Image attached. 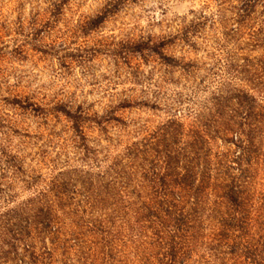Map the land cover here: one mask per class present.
I'll use <instances>...</instances> for the list:
<instances>
[{"label":"rangeland","instance_id":"rangeland-1","mask_svg":"<svg viewBox=\"0 0 264 264\" xmlns=\"http://www.w3.org/2000/svg\"><path fill=\"white\" fill-rule=\"evenodd\" d=\"M237 4L0 0V264H159L149 182L193 143L213 182L249 146L264 188V8Z\"/></svg>","mask_w":264,"mask_h":264},{"label":"trees","instance_id":"trees-1","mask_svg":"<svg viewBox=\"0 0 264 264\" xmlns=\"http://www.w3.org/2000/svg\"><path fill=\"white\" fill-rule=\"evenodd\" d=\"M258 7L264 8V0H238L239 25L252 19ZM251 114L249 109L243 119ZM223 135L224 142H232ZM190 147L181 174L170 161L166 173L149 182L151 203H144L143 217L162 248L159 264H264V188H253L251 167L242 162L249 146L234 155L233 163L219 162L214 182L209 166L199 163L202 148L195 143ZM174 153L168 157L177 162L180 152ZM205 230H209L207 237ZM201 238H207V243L194 259Z\"/></svg>","mask_w":264,"mask_h":264}]
</instances>
